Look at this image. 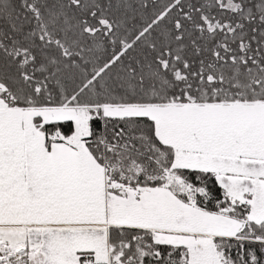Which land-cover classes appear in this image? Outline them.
<instances>
[{
	"label": "snow or ice",
	"instance_id": "snow-or-ice-1",
	"mask_svg": "<svg viewBox=\"0 0 264 264\" xmlns=\"http://www.w3.org/2000/svg\"><path fill=\"white\" fill-rule=\"evenodd\" d=\"M0 264H264V0H0Z\"/></svg>",
	"mask_w": 264,
	"mask_h": 264
}]
</instances>
